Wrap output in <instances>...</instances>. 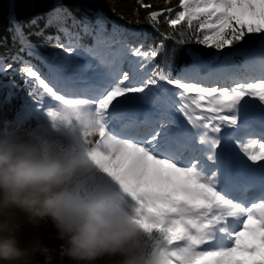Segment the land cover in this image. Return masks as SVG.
Here are the masks:
<instances>
[{"label": "snow or ice", "instance_id": "6c2138e0", "mask_svg": "<svg viewBox=\"0 0 264 264\" xmlns=\"http://www.w3.org/2000/svg\"><path fill=\"white\" fill-rule=\"evenodd\" d=\"M11 3L17 6L16 0ZM179 6L170 26L186 22L191 28L198 22V43L208 47L231 48L257 34L250 36L252 47L235 50L253 57L249 70L214 72L193 54L198 63L179 76L166 68L141 72L135 62L126 71L128 53L139 58L140 68H155L163 43L149 51L127 45L115 51L103 13L94 22L77 20L58 4L45 27L58 26L67 38L65 44L55 37L70 56L69 76L46 82L28 62L20 72L31 78L25 81L29 87L38 81L44 93L60 102L57 110L44 113L48 120L71 113L87 116L93 155L133 197L145 231L176 250L172 264H264V165L248 167L231 143L240 145L247 161H264V111L249 116L245 101L253 97L264 103V0H180ZM163 14L151 11L148 19L155 23ZM69 18L80 32L65 26ZM24 27L15 21L14 38L32 55ZM85 37L92 39L90 45L81 42ZM81 56L88 62L76 64ZM12 68L0 63V74ZM36 94L35 89L28 92L29 97ZM177 112L191 128L175 117ZM224 128L230 131L221 135Z\"/></svg>", "mask_w": 264, "mask_h": 264}, {"label": "clouds", "instance_id": "9594fccd", "mask_svg": "<svg viewBox=\"0 0 264 264\" xmlns=\"http://www.w3.org/2000/svg\"><path fill=\"white\" fill-rule=\"evenodd\" d=\"M63 111V110H62ZM87 116L0 125V264H41L49 223L61 264H172L175 249L145 231L137 204L90 146Z\"/></svg>", "mask_w": 264, "mask_h": 264}, {"label": "trees", "instance_id": "16d2710c", "mask_svg": "<svg viewBox=\"0 0 264 264\" xmlns=\"http://www.w3.org/2000/svg\"><path fill=\"white\" fill-rule=\"evenodd\" d=\"M58 4H62L77 20L87 17L89 21L94 22L96 14L103 13L108 21L107 29L111 34L112 43L139 47L142 51H149L163 43L164 51L155 58V68L152 66L149 71L166 68L174 77L179 76L181 70L198 63L193 60V54L198 55L207 65L217 62L228 68L242 65L247 60V54L235 50L252 47L254 41L250 36L257 35L250 34L245 40L234 43L231 48L215 49L200 44L198 39L202 38V33L197 31L198 22L194 21L191 28L183 22L176 29L168 23L170 19L175 18L177 11L182 10L179 6L180 0H16L17 6L13 8V15L25 26L24 32L33 46L32 55H29V50H22V44L14 38L15 23H10L7 18L8 8L12 6L11 0H0V62L4 65L9 63L13 65L7 74H0V125L5 122L17 124L15 119L20 98L28 92L23 84L27 76L20 72L24 66L21 62L28 60L44 69L35 55L48 56L58 52L59 47L55 39L57 36L60 37L61 43L67 41L58 26L45 27L49 14L53 13ZM143 4H149L151 7L145 8ZM169 8L172 12L167 11ZM151 11H162L164 14L153 23L148 19ZM35 17H40L38 24L31 25L30 21ZM65 26L74 33L80 32L79 27L72 26L71 18ZM41 30L43 35L38 34ZM47 37L53 39L48 40ZM81 42L90 45L92 39L85 37ZM230 53L232 54L229 56ZM61 65L62 63L58 62L55 66ZM8 81L11 83L14 81L15 87L5 86L4 83ZM33 234L38 235L44 247L48 249L45 255L38 256L41 264H61L62 241L57 239L56 231L51 224L25 228L20 233L21 243H28Z\"/></svg>", "mask_w": 264, "mask_h": 264}, {"label": "rangeland", "instance_id": "374dc122", "mask_svg": "<svg viewBox=\"0 0 264 264\" xmlns=\"http://www.w3.org/2000/svg\"><path fill=\"white\" fill-rule=\"evenodd\" d=\"M8 14L10 16H12V14H13V7L12 6L10 8H8ZM68 59H70L69 54L65 53L61 49V51L58 55H53L52 57L45 58L44 60L46 62L50 61V60L61 61L67 65L66 61ZM87 62L88 61H87L86 57L81 56L79 58H75L76 64L83 65ZM131 62H135V66L138 67L139 70H142V68L139 67V58L132 56L131 53H128V57L123 63L124 70H126V71L129 70V64ZM149 67H150V65L148 67H146V69H148ZM224 69H226V68L221 67V65H219V67L216 68V71L221 73V71ZM58 71H59V73H63V69H59ZM159 83L162 84L167 89H170L172 91H179L177 89H174V86L168 85L166 82H159ZM58 92H59V94H65L66 98H75V94L72 92L65 93L62 90H58ZM245 99L254 100L256 103H258V105H260V101H258V99H256V98L245 97ZM49 100H54V98L49 97L47 94L45 95L44 98H42V101L35 100L34 98H31L28 96L27 99L23 102V105L21 107V114H20V117L18 119V123H21L25 117H32V118H34V120L36 122H40V123L47 125L49 120L44 115V113L48 110V108H52L53 110H57L61 106L60 103L48 104ZM175 117L180 121L185 120V118L183 117V114H181L179 112L175 113ZM91 139L93 141H95L96 137H92ZM221 143L223 145L224 142L222 141ZM231 143H232V148H234L236 143H233V142H231ZM202 247H205V246H202Z\"/></svg>", "mask_w": 264, "mask_h": 264}, {"label": "bare ground", "instance_id": "6f19581e", "mask_svg": "<svg viewBox=\"0 0 264 264\" xmlns=\"http://www.w3.org/2000/svg\"><path fill=\"white\" fill-rule=\"evenodd\" d=\"M7 18L10 21V23H15V21H16V17L13 14H12V16H10L8 14ZM0 54H1V52H0ZM245 101L248 102V114H249V116H258L260 114L259 111H258L259 109H262L264 111V103L261 104V102H260V105H258V103H256L254 100L245 99ZM243 103L244 102L242 101V104ZM233 150H234L235 154L242 161L248 163L249 165H254V166H257V167H259L260 165H264V161L257 162L256 164H253V162H251V161H247V157L244 156V154L240 151V148H234ZM218 151H219V149H218Z\"/></svg>", "mask_w": 264, "mask_h": 264}]
</instances>
